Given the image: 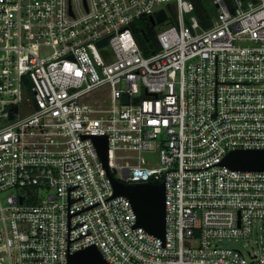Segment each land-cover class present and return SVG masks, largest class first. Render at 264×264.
Returning <instances> with one entry per match:
<instances>
[{
  "label": "built area",
  "instance_id": "obj_1",
  "mask_svg": "<svg viewBox=\"0 0 264 264\" xmlns=\"http://www.w3.org/2000/svg\"><path fill=\"white\" fill-rule=\"evenodd\" d=\"M202 3L208 28L193 0H0V264L93 246L109 264H264V172L222 164L264 150V0ZM160 10L146 56L134 25ZM94 137L119 181L165 184L164 240L113 197ZM254 232L248 256L224 245Z\"/></svg>",
  "mask_w": 264,
  "mask_h": 264
},
{
  "label": "water",
  "instance_id": "obj_2",
  "mask_svg": "<svg viewBox=\"0 0 264 264\" xmlns=\"http://www.w3.org/2000/svg\"><path fill=\"white\" fill-rule=\"evenodd\" d=\"M154 25L167 20L164 10H160L154 18ZM108 43V38L98 42V46ZM99 157L106 168L113 186L114 196L126 197L137 216L136 227H143L149 234L165 239L166 208L164 183H130L126 184L114 177L108 166L109 147L107 137H94ZM223 165L243 172H264V150H236L230 152L223 160ZM68 264H109L96 247H89L69 255Z\"/></svg>",
  "mask_w": 264,
  "mask_h": 264
},
{
  "label": "trees",
  "instance_id": "obj_3",
  "mask_svg": "<svg viewBox=\"0 0 264 264\" xmlns=\"http://www.w3.org/2000/svg\"><path fill=\"white\" fill-rule=\"evenodd\" d=\"M195 4V15L200 24L204 28H208L211 24L209 13L206 4L202 0H193ZM158 26L154 25L150 16H144L139 19L134 25V34L139 43L140 48L146 56L154 54L159 51V45L156 40V29Z\"/></svg>",
  "mask_w": 264,
  "mask_h": 264
},
{
  "label": "rangeland",
  "instance_id": "obj_4",
  "mask_svg": "<svg viewBox=\"0 0 264 264\" xmlns=\"http://www.w3.org/2000/svg\"><path fill=\"white\" fill-rule=\"evenodd\" d=\"M165 5L161 4L157 8H164ZM170 21V20H169ZM111 52V48H106L103 51H101L102 55H105L106 53ZM147 162L149 167H157L159 163V154L158 152H150L145 153L143 155V161ZM259 237L258 234L255 232L248 238L238 239V240H230L225 241L224 245L229 246L232 248H237L241 250L245 255L248 256V252H255L257 250V241Z\"/></svg>",
  "mask_w": 264,
  "mask_h": 264
}]
</instances>
